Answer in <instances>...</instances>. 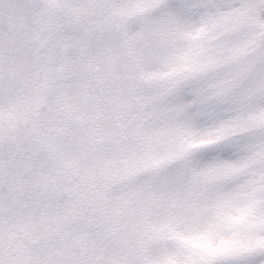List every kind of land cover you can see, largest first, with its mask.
Listing matches in <instances>:
<instances>
[{
  "label": "snow or ice",
  "instance_id": "snow-or-ice-1",
  "mask_svg": "<svg viewBox=\"0 0 264 264\" xmlns=\"http://www.w3.org/2000/svg\"><path fill=\"white\" fill-rule=\"evenodd\" d=\"M0 264H264V0H0Z\"/></svg>",
  "mask_w": 264,
  "mask_h": 264
}]
</instances>
